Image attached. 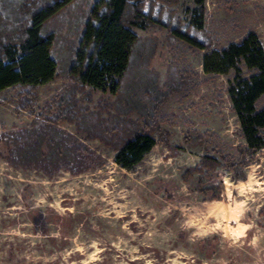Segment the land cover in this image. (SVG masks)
<instances>
[{
    "label": "rangeland",
    "instance_id": "rangeland-1",
    "mask_svg": "<svg viewBox=\"0 0 264 264\" xmlns=\"http://www.w3.org/2000/svg\"><path fill=\"white\" fill-rule=\"evenodd\" d=\"M204 1L211 47L254 31L264 49V0ZM93 3L73 0L44 22L57 62L52 80L0 90V264H264V147L252 155L246 149L227 92L232 69L204 72L203 49L159 23L132 26L139 54L122 94L76 89L74 107L59 118L54 100L74 83L69 64ZM141 4L184 23L194 6ZM155 95L153 107L147 99ZM138 98L153 111L155 144L127 169L114 161L105 130L123 120L144 124ZM255 106H264V93ZM43 122L50 125L44 142ZM192 132L200 139L188 143ZM23 138L29 148L16 150L14 140ZM36 140L38 152L29 145ZM50 143L60 150L52 159ZM205 155L219 165L203 168ZM217 184L220 199L210 200L201 189Z\"/></svg>",
    "mask_w": 264,
    "mask_h": 264
},
{
    "label": "trees",
    "instance_id": "trees-1",
    "mask_svg": "<svg viewBox=\"0 0 264 264\" xmlns=\"http://www.w3.org/2000/svg\"><path fill=\"white\" fill-rule=\"evenodd\" d=\"M71 1L73 0H0V90L16 84L29 90L35 85L53 79L57 68L56 59L51 52L53 34L51 32L43 34L41 29L48 18ZM159 1L171 4L176 0ZM192 1L194 6L188 9L189 17L184 23L178 20L172 22L169 15L167 17L166 13H161V8L153 12V6L149 5L144 10L142 0H94L81 30L74 57L69 64V76L74 83L68 85L63 94L54 100L56 107L60 109L59 118L67 115L74 107L73 95L76 89H83L85 86L91 89H108L112 94L120 96L132 59L139 54L136 53V48L140 43V37L131 30V27L145 29L152 23H159L168 27L173 36L204 50L202 57L204 72L224 73L229 69L234 71L227 92L232 110L240 124L246 149L252 155L263 148L264 106L261 108L255 106L257 98L264 93V49L258 36L254 31H248L237 42H230L218 48L211 47L210 39L204 33L205 1ZM242 68L247 70L246 76L242 74ZM139 86L137 87L140 90ZM123 92L125 94V91ZM153 92L156 94L157 88H153ZM158 99L160 96L155 95L153 99L147 100L156 107ZM137 100L138 104L135 106L142 109L140 114L146 118L144 124L123 120V125L117 124L115 128L108 127L105 130L107 135L113 137L111 144L115 149L114 161L127 169L138 164L155 144L152 134L156 129V123L152 118L153 111L146 110L144 100L139 98ZM126 104V108L131 110L132 103ZM39 124L44 126L39 133V141L44 142L46 135L44 128H50V125L44 122ZM120 128L121 133H118ZM185 139L192 143L200 139V136L192 132ZM21 141L14 140L16 150L19 148L22 151L30 140L23 138ZM37 141L29 145L38 152L40 150ZM50 146L52 151L49 156L52 159L56 157L55 154H60V150L54 147L53 143H50ZM34 154L31 153L32 156ZM18 157L20 154L15 152L11 159L15 161ZM217 165L219 162L215 157L209 155L202 157L203 168L212 170ZM243 177L244 173L237 176ZM201 190L208 194L207 198L210 200L220 199L222 186L217 184Z\"/></svg>",
    "mask_w": 264,
    "mask_h": 264
}]
</instances>
